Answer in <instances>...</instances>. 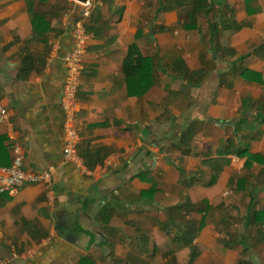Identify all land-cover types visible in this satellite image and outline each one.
Masks as SVG:
<instances>
[{
	"label": "crops",
	"instance_id": "obj_1",
	"mask_svg": "<svg viewBox=\"0 0 264 264\" xmlns=\"http://www.w3.org/2000/svg\"><path fill=\"white\" fill-rule=\"evenodd\" d=\"M95 2L75 114L86 173L62 155L63 56L78 5L32 1L49 22L37 35L27 0H0V167L14 142L24 170L54 167L51 190L24 183L0 195V254L10 264H188L193 245L191 264H264V218L251 220L264 207V0L194 10L177 0L160 12L159 0ZM131 43L155 64L142 95L128 94L122 71ZM246 143L241 155L225 151Z\"/></svg>",
	"mask_w": 264,
	"mask_h": 264
},
{
	"label": "built area",
	"instance_id": "obj_2",
	"mask_svg": "<svg viewBox=\"0 0 264 264\" xmlns=\"http://www.w3.org/2000/svg\"><path fill=\"white\" fill-rule=\"evenodd\" d=\"M76 14L72 17L71 37L72 43L63 56L65 78L62 84L60 104L63 112V147L64 161L72 162L84 172L91 171L84 164L78 153V132L75 124L77 108V94L82 69V56L89 40L86 29L87 20L95 6V0L77 1ZM9 113L7 107L0 101V124L7 126ZM12 159L9 165L0 167V195L8 193L15 195L24 183H42L48 190L52 188L54 167L26 171L23 169V149L17 142L11 144ZM0 264H10L6 257L0 254Z\"/></svg>",
	"mask_w": 264,
	"mask_h": 264
},
{
	"label": "trees",
	"instance_id": "obj_3",
	"mask_svg": "<svg viewBox=\"0 0 264 264\" xmlns=\"http://www.w3.org/2000/svg\"><path fill=\"white\" fill-rule=\"evenodd\" d=\"M32 1H36V0H27L28 9L31 12L32 30L35 34H37V35L41 34L42 35V33L49 30V22L46 19L44 14L39 13L35 9H33L32 4H31ZM38 1H44V0H38ZM174 1L176 2L177 0H159V5H158L156 12L166 11V10L172 9L174 7V4H173ZM182 1L183 0H178L179 3H181ZM205 1L206 0H190V2L192 4V9L194 10L198 6L200 8H203L202 4L210 6V5H208V3H205ZM192 14H193V11H192ZM183 26L188 28L189 25H187V22L184 21ZM86 29L89 32V26L87 23H86ZM242 59H243V56H241L235 62H238ZM182 65L185 66L184 64H182ZM182 68H183V70L187 69V67H182ZM122 71L124 73L126 88H127L128 94H130V95H142L154 82L155 64H154L153 56L142 55L139 52L137 45L135 43H131L128 46L127 53H126V55L123 59V62H122ZM185 72H186V70H185ZM238 73L242 77H244L248 80L252 79L251 75H255V73L253 71L247 69L246 67H239ZM240 120L241 119H239L235 123V125H236L235 129H237L238 124L240 123ZM191 129H192L191 127H190V129H189V127H187L186 130L182 132V136H185L186 135L185 133H189V131H191ZM183 139H185V137H183ZM226 145H230V143L227 142ZM246 147H247V143L244 145L239 144V146H237L236 148H234V145H233L232 148H230V149L225 148V151L227 153L233 152L237 155H241L242 153H245ZM181 176H184V175L181 173ZM142 192H144V193L146 192L147 195L153 194V190H147V191H142ZM142 195H143V193H142ZM198 210H200V209H198ZM262 218H264V207L260 208L259 210H255L251 213V220H253V222H256V223H258L259 221L263 222ZM202 223H203V221L199 222V224H201V225H202ZM258 235H259V233H258ZM176 236H178L177 233H176ZM259 236L262 239H264V230H263L262 236L261 235H259ZM192 238H193V235L186 238L185 243L190 242ZM194 256H195V247L193 245H191L190 246V257L188 260V264H191ZM239 263L240 264H249L247 259H242V258L239 260Z\"/></svg>",
	"mask_w": 264,
	"mask_h": 264
},
{
	"label": "rangeland",
	"instance_id": "obj_4",
	"mask_svg": "<svg viewBox=\"0 0 264 264\" xmlns=\"http://www.w3.org/2000/svg\"><path fill=\"white\" fill-rule=\"evenodd\" d=\"M72 11V9H70V12ZM70 12H68V14H69V16H68V18H71L72 17V15H70ZM245 256V255H244ZM259 258H261V260L263 259V257H261V256H259ZM260 264H261V262H259Z\"/></svg>",
	"mask_w": 264,
	"mask_h": 264
},
{
	"label": "water",
	"instance_id": "obj_5",
	"mask_svg": "<svg viewBox=\"0 0 264 264\" xmlns=\"http://www.w3.org/2000/svg\"><path fill=\"white\" fill-rule=\"evenodd\" d=\"M77 1H85V0H77Z\"/></svg>",
	"mask_w": 264,
	"mask_h": 264
}]
</instances>
